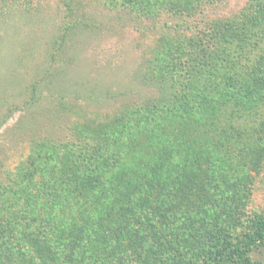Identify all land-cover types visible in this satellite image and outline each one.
I'll use <instances>...</instances> for the list:
<instances>
[{"label":"rangeland","instance_id":"374dc122","mask_svg":"<svg viewBox=\"0 0 264 264\" xmlns=\"http://www.w3.org/2000/svg\"><path fill=\"white\" fill-rule=\"evenodd\" d=\"M248 2L0 0V264H236L264 218V96L204 109L187 82L207 20Z\"/></svg>","mask_w":264,"mask_h":264},{"label":"trees","instance_id":"16d2710c","mask_svg":"<svg viewBox=\"0 0 264 264\" xmlns=\"http://www.w3.org/2000/svg\"><path fill=\"white\" fill-rule=\"evenodd\" d=\"M252 9L256 11L255 14H244L247 23L226 18H222L221 22L215 21V19L207 20L209 27L202 30V37L198 40L201 47L196 48L197 54L191 53V63L189 64L192 71L195 69V71L200 72L193 79L188 76L190 82H187L190 90L198 93L199 103L202 107H204L205 101H213L215 104H219L220 101H231L238 105L241 111L250 110L253 106L252 100L257 101L255 99L257 95L264 96V0H249L247 10L251 11ZM251 53H257L256 58L251 59ZM243 60L247 62L245 63ZM187 73L190 75L189 72ZM209 93L213 94V100L207 99ZM185 97H188L187 100L192 99L186 94L180 99ZM175 114L177 112L174 113L173 117ZM182 124L186 129L187 125ZM121 126L120 129L110 127L106 133L107 140H117L122 137L124 126L123 124ZM145 129L140 126L133 131L124 132V136L137 140L143 146L145 143L143 137H147L152 132L150 130L151 132L148 133ZM154 152L157 153L158 149ZM126 153L130 152L127 151ZM156 156L157 154H151L146 163L140 165L139 168L141 167L140 169L145 171L158 170L160 172L165 163L159 164ZM161 161L165 162L163 158ZM105 165L107 166V163L104 165L96 164L94 169L102 171L106 168ZM125 169H127L126 165L122 164V170ZM116 183L117 186L121 185L119 182ZM130 195L132 194L125 192L121 194L123 198L125 196L128 200ZM110 199L112 198L109 197L106 201ZM114 200V202L118 201ZM29 211L35 217L41 210L30 207ZM250 236L246 248L237 251L236 264H248L246 254L250 247L257 241L264 239V218L257 220V227Z\"/></svg>","mask_w":264,"mask_h":264}]
</instances>
